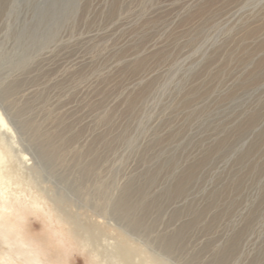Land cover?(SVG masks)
I'll list each match as a JSON object with an SVG mask.
<instances>
[{
	"label": "rangeland",
	"instance_id": "rangeland-1",
	"mask_svg": "<svg viewBox=\"0 0 264 264\" xmlns=\"http://www.w3.org/2000/svg\"><path fill=\"white\" fill-rule=\"evenodd\" d=\"M0 112V264H264V0H0Z\"/></svg>",
	"mask_w": 264,
	"mask_h": 264
},
{
	"label": "bare ground",
	"instance_id": "bare-ground-1",
	"mask_svg": "<svg viewBox=\"0 0 264 264\" xmlns=\"http://www.w3.org/2000/svg\"><path fill=\"white\" fill-rule=\"evenodd\" d=\"M0 125L2 127H7V123L5 121V118L3 117L2 113L0 112ZM8 128V127H7ZM115 209L119 208L118 206H114Z\"/></svg>",
	"mask_w": 264,
	"mask_h": 264
}]
</instances>
